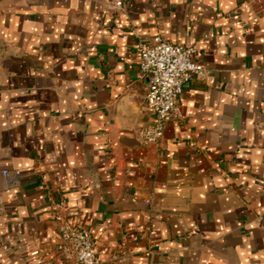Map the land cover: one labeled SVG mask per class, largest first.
Masks as SVG:
<instances>
[{"label":"crops","instance_id":"0c3cea01","mask_svg":"<svg viewBox=\"0 0 264 264\" xmlns=\"http://www.w3.org/2000/svg\"><path fill=\"white\" fill-rule=\"evenodd\" d=\"M123 2L0 0V264H264V0ZM156 35L208 75L143 145Z\"/></svg>","mask_w":264,"mask_h":264},{"label":"built area","instance_id":"2783aa9c","mask_svg":"<svg viewBox=\"0 0 264 264\" xmlns=\"http://www.w3.org/2000/svg\"><path fill=\"white\" fill-rule=\"evenodd\" d=\"M109 1L116 10L124 8L123 0ZM194 51L193 46L172 43L161 35H156L152 43L141 45L139 69L148 78L144 99L153 116L151 124L137 130L141 144L156 143L162 138L166 122L179 115L178 102L186 83L208 75V70L194 60ZM153 232L149 230L150 234ZM55 248L67 264H102L93 235L67 220L59 224Z\"/></svg>","mask_w":264,"mask_h":264}]
</instances>
